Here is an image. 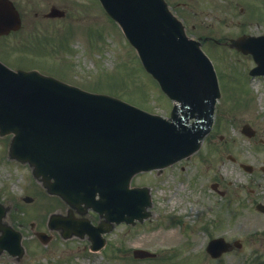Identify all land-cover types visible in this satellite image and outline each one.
<instances>
[{"label":"rangeland","instance_id":"rangeland-1","mask_svg":"<svg viewBox=\"0 0 264 264\" xmlns=\"http://www.w3.org/2000/svg\"><path fill=\"white\" fill-rule=\"evenodd\" d=\"M14 1L22 13L23 28L2 37L0 51L10 61L22 63L9 64L38 67L148 111L170 113L172 100L145 71L137 51L100 0ZM185 1L193 9L188 22L194 24L190 29L194 34L226 39L246 31L264 33V0ZM53 5L64 9V16L46 17ZM217 49L207 46L208 51ZM224 49H218L220 55L212 53L220 67L223 94L210 132L188 159L159 174L143 172L134 179L135 185L151 186L152 215L141 224H118L106 235L109 245L102 252L77 247L79 240L89 241L87 236L63 242L57 231L47 227L50 211L57 206L65 211V205L34 180L27 163L9 159L10 136H0V198L10 204L9 221L23 232L26 248L21 258L4 251L0 264H51V257L64 258L63 264H264V218L252 209L256 199H264V172L259 171L264 164V76L250 77L249 68L254 66L250 55L228 46ZM246 123L255 130L251 137L242 132ZM240 162L251 164L253 170H245ZM214 182L226 191L224 197L212 188ZM26 195L33 200H24ZM181 213L185 218L179 220L175 216ZM38 230L52 234L48 248L41 245ZM165 231L174 236V243L182 244L175 262L161 261L160 251L167 247L169 254L173 249L160 236ZM215 236L240 240L242 245L212 257L205 246ZM136 247L156 252L157 259L138 263L122 257L121 248L126 253Z\"/></svg>","mask_w":264,"mask_h":264},{"label":"water","instance_id":"water-1","mask_svg":"<svg viewBox=\"0 0 264 264\" xmlns=\"http://www.w3.org/2000/svg\"><path fill=\"white\" fill-rule=\"evenodd\" d=\"M102 2L137 46L148 70L178 101L171 117L36 72L12 71L0 63V132L15 133L11 155L35 164L36 174L43 175L50 192L73 205L93 204L109 222L147 215L148 198L143 202L145 191L130 188L132 176L194 152L209 129L220 90L200 43L188 38L165 0ZM19 25L13 2L0 0V34ZM233 44L254 54L258 66L252 73H264V35L242 36ZM4 214L1 206L0 223ZM70 228L83 234L88 224ZM0 229L5 234L0 237L1 251L13 232L4 224ZM19 238L18 234L16 242ZM217 242L223 247H213ZM9 249L22 253L19 244ZM227 249L223 239L213 240L208 247L213 256Z\"/></svg>","mask_w":264,"mask_h":264},{"label":"flooded vegetation","instance_id":"flooded-vegetation-1","mask_svg":"<svg viewBox=\"0 0 264 264\" xmlns=\"http://www.w3.org/2000/svg\"><path fill=\"white\" fill-rule=\"evenodd\" d=\"M169 6L184 22L189 25L188 19L190 17L192 9L188 6V2L185 0H167ZM193 26V24H192Z\"/></svg>","mask_w":264,"mask_h":264},{"label":"bare ground","instance_id":"bare-ground-1","mask_svg":"<svg viewBox=\"0 0 264 264\" xmlns=\"http://www.w3.org/2000/svg\"><path fill=\"white\" fill-rule=\"evenodd\" d=\"M160 236L165 242L173 243L174 236L170 232L165 231V232L161 233Z\"/></svg>","mask_w":264,"mask_h":264}]
</instances>
